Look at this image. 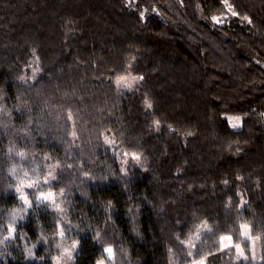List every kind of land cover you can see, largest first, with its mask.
<instances>
[{"label": "trees", "instance_id": "trees-1", "mask_svg": "<svg viewBox=\"0 0 264 264\" xmlns=\"http://www.w3.org/2000/svg\"><path fill=\"white\" fill-rule=\"evenodd\" d=\"M128 2L0 0V241L20 179L64 169L37 188L63 190V217L51 205L18 214L0 264H53L58 224L79 241L68 264H96L106 246L114 264H228L217 239L243 223L261 259L235 264H264V0H228L236 16L222 0ZM127 75L132 89L116 84ZM117 151L140 157L126 180ZM202 222L212 231L188 256Z\"/></svg>", "mask_w": 264, "mask_h": 264}, {"label": "snow or ice", "instance_id": "snow-or-ice-1", "mask_svg": "<svg viewBox=\"0 0 264 264\" xmlns=\"http://www.w3.org/2000/svg\"><path fill=\"white\" fill-rule=\"evenodd\" d=\"M222 2L224 4L225 8L229 11L230 15H232V16L238 15V13L236 11L232 10V5L228 3V0H222ZM135 3H136V0H129V2L125 5V7L126 8H132ZM147 11L148 10L145 9L144 11L138 12L137 13L138 18L140 20H144L145 19L144 13L147 12ZM155 11H156L155 9H151V12L153 14L155 13ZM212 21H213V23L218 24V25H221L224 22V20L222 18L216 17V16L212 17ZM249 23H250V21H249ZM139 79L142 81V80H144V77L141 76V77H139ZM20 80H24V77H20ZM117 83H120V81H117ZM147 107H148V109H151L152 105L148 104ZM70 118L71 117H69V119ZM224 119L228 122L229 126L232 129H237V128L242 126V124H241V119L242 118L241 117H228V116H225ZM156 124L158 125L159 121H156ZM73 136H75V133H73ZM105 143L106 144H112V143H114V141H110V140L107 139V137H105ZM9 151H11V149ZM17 155H19L21 158L25 157V153L24 152H19V153H17ZM125 155H127V153H125ZM131 158L134 161H139L140 160V157L138 155H135V154H133ZM68 167H71V165H68ZM57 170H59V171H57ZM63 171H64V169L61 168L59 164L51 166V169L48 172L47 177L43 180V184L47 185L49 188L57 187L56 186V182H59L57 177L59 175H62ZM120 172L122 173V176L120 178L122 180H126V178L129 176V173L123 168L120 169ZM25 175H27V174H25ZM85 175L87 176V174H85ZM101 179H107V178L106 177H102ZM237 179H240V177H238ZM225 183H227V181H225ZM38 185H39V181H32L31 183H27L26 185L23 182H21L20 186H18L16 188L15 191L17 193H20L19 200L22 201V206H21V209H18L16 212L12 213L11 223L8 224L7 228L5 229L6 232H7V235H5L3 237V241H0V243L10 242L14 238L15 239H19L21 237V233L18 231L17 227L15 226L16 223H17V218H19L20 220L24 219L23 215H20L18 217V212H20L21 210L25 214H31V211H34L36 208H39L41 206L47 207L49 204H51L52 207L57 212H62L63 211L60 208V205L58 203H56V194L54 192H52V191H47V192L41 191L40 194L37 196L34 191H27V192L25 191V188L28 189V190H31L33 188L38 187ZM63 194H64L63 190H61V195H63ZM29 196H32L34 198L35 204L33 203V200H30L28 198ZM244 204H246V202H243L241 207H243ZM0 215H3V213H0ZM57 227L59 228L58 235L61 238H64L65 237L64 227L60 226L59 224L57 225ZM202 227H204L208 232L212 231V229L207 228V225H203ZM69 230H71V229H69ZM240 234L244 237L245 245H247V243L250 240H252L251 228H250V226L248 224H241L240 225ZM199 235H200V233L198 232L197 233V239L199 238ZM257 238H259V237H257ZM231 240H232L231 236L221 237L220 242H221V244L224 245L225 248L235 247V249L237 251V254H238V257L243 258L244 260H248L249 257L247 255H245L244 248H242L240 244L232 245ZM225 241H228V243L224 244ZM44 242L46 243L47 241L44 240ZM78 243H79V241H74L72 246H71V250L68 249V248L64 249L63 255L67 256L69 260L72 259L73 251L76 250ZM181 243H184V242L181 241ZM189 245L191 247H193V248L196 247V245L191 243V241H189L188 245H186V246H189ZM253 245H254V242H253ZM33 247H35V245H33ZM57 247H60V245L57 244ZM103 253L106 254L105 259H109V260L112 259V257H113V249L111 247L103 248ZM27 254H28V258H33L34 257V253H33L31 248L27 249ZM0 255H2V254H0ZM192 255H193L192 252H188V256H192ZM255 258L256 257H255V255L253 253L252 259L255 260ZM41 259H43V257H41ZM59 260H60V258L57 257L56 258V264H59ZM96 264H104V259L98 260L96 262ZM198 264H204L203 260L199 261Z\"/></svg>", "mask_w": 264, "mask_h": 264}, {"label": "rangeland", "instance_id": "rangeland-1", "mask_svg": "<svg viewBox=\"0 0 264 264\" xmlns=\"http://www.w3.org/2000/svg\"><path fill=\"white\" fill-rule=\"evenodd\" d=\"M216 17L222 18L224 20V22H225L228 19V14L227 13H221L219 15H216ZM37 71H38L37 65L36 64L31 65L30 66V78H33L34 74ZM117 81H120V83H117ZM117 81H116V84L119 87L126 88V89H132L134 87L135 83H136V79L133 76H131V75L123 76V77L117 79ZM231 117H234V116H231ZM107 139L110 140V141H114L110 137H107ZM104 142H105V138H104ZM107 145L110 146V148L113 149V147L115 145V142L112 143V144H107ZM116 155H117V158L119 159L123 169H124L125 165L130 160H132V158H131L132 154H129V153H127V155H125V152L124 153H120L119 151H117ZM56 164H58V163L47 165L45 167L44 172H43V175H42L43 177L35 178V177H38V176H35V177L34 176H30L29 178L20 179V181L16 185V188L18 186H20L21 182H23L26 185L27 183H31L32 181H39L38 187H42L44 185L43 184V180L47 177L48 172L51 169V166L56 165ZM38 187L33 188L31 190H28V189L25 188V191L26 192L27 191H34L36 193V195L38 196L40 194V192H41V191H37ZM47 191H52V192H54L56 194V203H58L60 205V208L63 210L62 212H58V213L61 215V217H63V215H64V205H63V202H62V199H61V196H62L61 193L53 191V190H45L44 192H47ZM17 195L19 197L20 193H17ZM28 198L30 199V196ZM20 203H21V206H22V201H20ZM49 205H51V204H49ZM19 209H21V207ZM22 213H23L22 210L20 212H18V214H22ZM243 224H245V223H243ZM203 225H207V228H210V225L207 224L206 222L199 223L195 227L194 231L191 232L189 234V236L187 237V239L185 240V246L188 245L189 241H191V243L195 244L196 246L198 245V243H202L203 236L205 235L206 232H208L204 227H202ZM198 232L200 233V235H199V238L197 239V233ZM228 236L232 237V240H231L232 245L240 244L241 247L244 248L245 255H247L249 257L248 260H244L243 258L238 257V254H237V251H236L235 247L225 248L224 245L221 244V242H220L221 237H228ZM251 237H252V240H250L247 243V245H245L244 237L240 234V229H239L237 238H235L234 234H232V233L223 234L222 236H220L217 239L216 243H217L218 249L220 251H224V250H227V249L233 250L232 251L233 255H230L232 258L230 259V257H229L230 262L228 264H235L236 262H238L240 260L244 261V262H256V263H258L260 261V259H261L262 243L260 241V237L259 236H253L251 234ZM257 237H259V238H257ZM73 242L74 241L64 242V241L61 240V237H60V242H58V244L60 245L59 254L54 256L53 264H56V258L57 257L60 258L59 264H68L72 260V259L69 260L67 256H64L63 255V251H64L65 248H68V249L71 250V246H72ZM253 242H254V245H253ZM205 243H207V241H205L204 244ZM227 243H228V241L224 242V244H227ZM106 247H110V246H106ZM1 248H3V246L0 245V249ZM186 249H187V252H192L194 248L189 245V246H186ZM75 251L76 250L73 251V255H74ZM253 253H254L255 257H256L255 260L252 259ZM73 255H72V258H73ZM105 256H106V254H103V257H101L99 260L104 259V264H114V252H113V257L110 260L109 259H105ZM201 260H203L204 264H208L206 258H201V259L196 260V261H194V262H192L190 264H198V262L201 261Z\"/></svg>", "mask_w": 264, "mask_h": 264}]
</instances>
